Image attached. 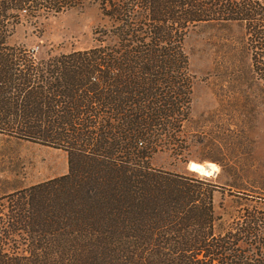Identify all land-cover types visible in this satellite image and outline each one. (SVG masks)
I'll use <instances>...</instances> for the list:
<instances>
[{
    "label": "trees",
    "instance_id": "16d2710c",
    "mask_svg": "<svg viewBox=\"0 0 264 264\" xmlns=\"http://www.w3.org/2000/svg\"><path fill=\"white\" fill-rule=\"evenodd\" d=\"M86 6L108 20L89 49L37 58L8 43L23 12ZM212 20L246 24L263 77L264 0H0V133L69 156L68 173L8 196L0 264H264L261 207L217 233L223 186L151 163L185 149V40Z\"/></svg>",
    "mask_w": 264,
    "mask_h": 264
},
{
    "label": "rangeland",
    "instance_id": "374dc122",
    "mask_svg": "<svg viewBox=\"0 0 264 264\" xmlns=\"http://www.w3.org/2000/svg\"><path fill=\"white\" fill-rule=\"evenodd\" d=\"M21 14V21L10 27L8 43L37 58L89 49L96 45V29L108 24L96 6L36 18ZM185 50L192 103L189 120L176 137L185 149L179 158L159 151L151 163L189 176H208L223 186L214 193L219 233L255 206L264 211V76L256 71L258 49L244 22H201L190 29ZM207 166L212 171H206ZM68 170L65 150L0 133V227L5 226L10 194Z\"/></svg>",
    "mask_w": 264,
    "mask_h": 264
},
{
    "label": "water",
    "instance_id": "95a60500",
    "mask_svg": "<svg viewBox=\"0 0 264 264\" xmlns=\"http://www.w3.org/2000/svg\"><path fill=\"white\" fill-rule=\"evenodd\" d=\"M206 171H212L211 166H207V167H206Z\"/></svg>",
    "mask_w": 264,
    "mask_h": 264
},
{
    "label": "bare ground",
    "instance_id": "6f19581e",
    "mask_svg": "<svg viewBox=\"0 0 264 264\" xmlns=\"http://www.w3.org/2000/svg\"><path fill=\"white\" fill-rule=\"evenodd\" d=\"M211 164H212V163H211ZM211 164H210V165H211ZM213 167H214V165H213Z\"/></svg>",
    "mask_w": 264,
    "mask_h": 264
}]
</instances>
